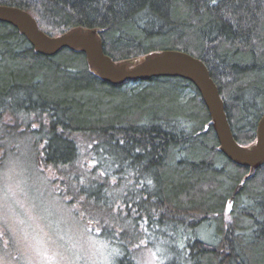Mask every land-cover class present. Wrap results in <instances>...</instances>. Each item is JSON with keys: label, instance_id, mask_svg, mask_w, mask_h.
Here are the masks:
<instances>
[{"label": "trees", "instance_id": "16d2710c", "mask_svg": "<svg viewBox=\"0 0 264 264\" xmlns=\"http://www.w3.org/2000/svg\"><path fill=\"white\" fill-rule=\"evenodd\" d=\"M0 4L28 11L49 35L95 28L115 61L164 49L194 55L219 89L236 141L254 142L264 114V0ZM24 150L62 208L115 250L110 264H264V164L248 175L218 149L185 78L112 85L82 52L39 54L0 21V171ZM149 250L156 257L146 261Z\"/></svg>", "mask_w": 264, "mask_h": 264}, {"label": "rangeland", "instance_id": "374dc122", "mask_svg": "<svg viewBox=\"0 0 264 264\" xmlns=\"http://www.w3.org/2000/svg\"><path fill=\"white\" fill-rule=\"evenodd\" d=\"M27 152L8 155L0 171V264H110L115 250L62 208ZM199 237L211 235L202 230ZM141 256L156 257L150 250Z\"/></svg>", "mask_w": 264, "mask_h": 264}, {"label": "water", "instance_id": "95a60500", "mask_svg": "<svg viewBox=\"0 0 264 264\" xmlns=\"http://www.w3.org/2000/svg\"><path fill=\"white\" fill-rule=\"evenodd\" d=\"M0 21L13 26L39 54L50 56L63 48L82 52L89 69L112 85L157 76H178L189 80L206 106L218 149L232 162L249 167L248 175L264 164V114L257 123L254 142L248 146L239 144L216 83L206 64L194 55L182 50L164 49L147 53L135 62L115 61L105 54L102 38L95 28L73 27L58 35H49L39 28L28 11L7 4H0ZM240 187L241 184L234 192ZM230 203L231 200L227 207Z\"/></svg>", "mask_w": 264, "mask_h": 264}]
</instances>
